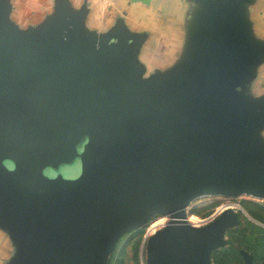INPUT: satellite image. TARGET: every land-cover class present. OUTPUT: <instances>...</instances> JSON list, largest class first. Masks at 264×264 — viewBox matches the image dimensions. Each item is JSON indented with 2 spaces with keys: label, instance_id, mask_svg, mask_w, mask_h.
<instances>
[{
  "label": "water",
  "instance_id": "water-1",
  "mask_svg": "<svg viewBox=\"0 0 264 264\" xmlns=\"http://www.w3.org/2000/svg\"><path fill=\"white\" fill-rule=\"evenodd\" d=\"M55 1L46 22L21 32L0 0V115L18 119L0 125V189L10 193L0 225L23 250L7 264H104L123 231L156 213L168 220L148 236L146 264H209L234 215L224 209L196 226L184 209L203 195L264 196V100L235 93L263 60L264 41L248 45L232 0H216L205 16L210 40L141 78L144 33L122 23L87 31L84 2ZM70 182L82 187L50 197Z\"/></svg>",
  "mask_w": 264,
  "mask_h": 264
},
{
  "label": "rangeland",
  "instance_id": "rangeland-1",
  "mask_svg": "<svg viewBox=\"0 0 264 264\" xmlns=\"http://www.w3.org/2000/svg\"><path fill=\"white\" fill-rule=\"evenodd\" d=\"M14 0H8L9 9L7 12L6 22L12 24L17 30L24 32L27 27L34 26L39 23L47 21L48 14L43 13V16L36 22L31 21L27 24H22L14 20L10 11H18L21 13H35L39 10L36 7L29 8L22 0H17L13 5ZM225 0H222L224 2ZM51 2V12L54 10L56 1L50 0ZM231 8L228 9L233 22H237L238 19H242V28L241 35L245 42L248 45H258L260 41H264V36H259L258 30L254 28V25H263L264 27V15L258 16L261 22L256 21L257 15L253 11V3L255 0H232ZM196 5H198L199 11L193 16H188L187 18L182 17V25H186V29H182V32L179 34L178 38H174L175 42L179 45L174 46L171 39H168V44L163 41H158L155 38H148L144 41L142 46H140V60L144 63V68L146 73L155 69L158 71H163L169 65L177 63L178 58L184 59L185 56L190 53L194 54L195 50L199 49L204 43H207L210 40L211 35L213 34V28L210 26V23L205 18L209 13L207 6L216 9V0H195ZM86 4V1L84 2ZM45 6H40L41 10L46 9ZM14 8V10H13ZM19 13V12H18ZM51 14V13H49ZM187 16V15H186ZM34 20V16L31 15ZM259 20V19H258ZM259 20V21H260ZM122 23L123 26L127 29L128 32L132 31L127 27L125 22L122 21V16L117 15L113 22L108 26L107 29L96 30L94 28H87V31L95 32L96 34H103L109 29L113 28L115 24ZM90 26L93 24L88 21ZM83 25H86L83 23ZM161 33L168 32V30H159ZM137 32V31H136ZM139 33H144L145 35L149 34L148 30H140ZM154 33V32H153ZM153 33H151L153 35ZM155 34V33H154ZM203 47V46H202ZM260 66V70L257 71V67ZM176 66V65H175ZM249 67V66H248ZM251 68V67H249ZM176 67L173 68V70ZM252 73L250 72L248 79L242 85L235 86L236 97L239 99L238 95L242 97V101H260L264 100V58L256 66H253ZM144 71L139 74V77H145L143 75ZM152 73V72H151ZM262 78V79H261ZM18 123L17 115L15 113H5L0 115V125H9ZM264 126L262 129L263 130ZM264 139V132L259 137ZM100 143V142H99ZM98 142L92 143L91 153L87 155L86 164L90 167L92 161L96 158L100 144ZM90 146V145H89ZM79 169L78 165L74 167V170H71L67 175L69 177H75L78 175ZM83 184V183H82ZM81 185V184H80ZM77 186L73 183H65L64 186L56 187L50 195V197H55L58 195L71 196L78 189L82 187ZM90 190L94 188L93 183L89 180L85 181ZM84 185V186H85ZM10 195L9 192L0 189V198ZM49 195H46V198L49 199ZM255 204L261 213H264V196H256L247 193L241 194H232V195H203L194 198L184 209L186 221L190 222L193 225H201L210 220L217 213L222 212L224 209H228L233 215L234 219L226 224L224 228L219 232L220 242L216 244L212 249H217L223 246L228 245L230 242L236 247L237 253L240 256L241 264H244V254L251 256L253 264H264V241L251 238L248 243H246L248 248L238 246L236 243L237 236L234 229L236 227H241L246 221H250L253 225H256V228H263L264 223L252 218L249 213L245 210L244 203ZM168 220V216L165 214L156 213L149 217L144 225L127 229L123 231L118 238L116 239L114 245L107 253L104 264H146L147 260V251H146V241L148 236L153 233L151 230L156 229V226L160 227V223ZM150 227V228H149ZM151 230V231H150ZM262 231V230H260ZM233 232V233H231ZM10 243V242H9ZM11 244V243H10ZM253 249V251H252ZM16 251H23L19 246H16L15 251H10L9 253H15ZM211 254V252H210ZM12 256V255H11ZM10 258L3 259L0 264H7L10 262ZM229 263V262H228ZM209 264H213L211 257Z\"/></svg>",
  "mask_w": 264,
  "mask_h": 264
},
{
  "label": "crops",
  "instance_id": "crops-1",
  "mask_svg": "<svg viewBox=\"0 0 264 264\" xmlns=\"http://www.w3.org/2000/svg\"><path fill=\"white\" fill-rule=\"evenodd\" d=\"M29 8L36 7L39 11L35 13H26L20 10L10 11V14L14 17V20L24 24L30 23L31 21H38L43 13H51V2L50 0H22ZM86 1L85 8L86 12L84 15L83 23L85 28L107 29L108 26L113 22V19L117 15L122 16V21L125 22L128 28L132 31L148 30L144 41L148 38H155L158 41H163L168 44V39L171 40L173 45H179L175 42L174 38H178L182 29H186V25H182V17L190 16L196 9L195 0H68L69 5L72 9H78L83 2ZM17 0H14V5ZM47 6L45 10H41L40 6ZM253 11L255 12L256 21L261 22L258 16L264 15V0H255L252 5ZM14 10V8H13ZM19 12V13H18ZM34 16V20H31ZM187 15V16H186ZM260 21H259V20ZM90 21L93 26L88 24ZM254 28L258 30L259 36H264L263 25H254ZM168 30V32L161 33L159 30ZM155 34H154V33ZM153 33V35L151 34ZM141 48V47H140ZM140 48L135 54V57L143 65L144 63L140 60ZM145 66V65H144ZM170 66V65H169ZM259 65L257 71L260 70ZM156 69V68H155ZM155 69L146 73L144 68L143 75L146 77ZM262 79V78H261ZM264 89L260 90L263 91ZM264 132L260 130V135ZM11 244H10V243ZM16 245L13 242L8 230L0 225V262L5 258H12L15 251ZM12 255V256H11Z\"/></svg>",
  "mask_w": 264,
  "mask_h": 264
},
{
  "label": "trees",
  "instance_id": "trees-1",
  "mask_svg": "<svg viewBox=\"0 0 264 264\" xmlns=\"http://www.w3.org/2000/svg\"><path fill=\"white\" fill-rule=\"evenodd\" d=\"M244 206L245 210L252 218L264 223V213H261V209H259V207H257L255 204L247 202L244 203ZM246 222L247 223L241 227H236L234 229L236 232L235 235L237 236V245L248 248L246 243H248V241L254 237H256L255 239L257 240L264 241V229L256 228V225H253L250 221ZM210 257L213 264H241L240 256L232 242L226 246L212 250Z\"/></svg>",
  "mask_w": 264,
  "mask_h": 264
},
{
  "label": "flooded vegetation",
  "instance_id": "flooded-vegetation-1",
  "mask_svg": "<svg viewBox=\"0 0 264 264\" xmlns=\"http://www.w3.org/2000/svg\"><path fill=\"white\" fill-rule=\"evenodd\" d=\"M0 136H1V134H0ZM8 166H10V165H8ZM63 168H64V167H62V166H59V168H58V171H59V172H62V174H63V171H64ZM50 174H52V173H50Z\"/></svg>",
  "mask_w": 264,
  "mask_h": 264
},
{
  "label": "built area",
  "instance_id": "built-area-1",
  "mask_svg": "<svg viewBox=\"0 0 264 264\" xmlns=\"http://www.w3.org/2000/svg\"><path fill=\"white\" fill-rule=\"evenodd\" d=\"M167 221V220H166ZM166 221H163L162 223H160L161 225H160V227L162 226V225H164L165 223H166Z\"/></svg>",
  "mask_w": 264,
  "mask_h": 264
},
{
  "label": "bare ground",
  "instance_id": "bare-ground-1",
  "mask_svg": "<svg viewBox=\"0 0 264 264\" xmlns=\"http://www.w3.org/2000/svg\"><path fill=\"white\" fill-rule=\"evenodd\" d=\"M149 228H150V227H149ZM158 228H159V226H156V229H158ZM156 229H153V228H152L151 230L154 231V230H156ZM151 230H150V231H151Z\"/></svg>",
  "mask_w": 264,
  "mask_h": 264
}]
</instances>
